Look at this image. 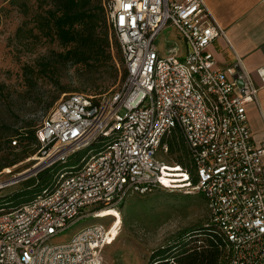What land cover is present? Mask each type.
<instances>
[{"label": "built area", "instance_id": "1", "mask_svg": "<svg viewBox=\"0 0 264 264\" xmlns=\"http://www.w3.org/2000/svg\"><path fill=\"white\" fill-rule=\"evenodd\" d=\"M110 11L124 83L112 94L60 100L36 128L46 161L35 174L97 147L31 200L0 209V264H103L127 199L156 189L202 194L228 264H264V143L255 141L247 114L258 88L242 66L234 79V70L217 67L211 46L225 31L205 0H113ZM168 27L183 39V57L177 42L161 55L156 41ZM175 136L186 156L175 163L183 188L172 187L170 163L161 160ZM111 209L119 216L102 215ZM87 217L113 224H93L55 243Z\"/></svg>", "mask_w": 264, "mask_h": 264}, {"label": "rangeland", "instance_id": "2", "mask_svg": "<svg viewBox=\"0 0 264 264\" xmlns=\"http://www.w3.org/2000/svg\"><path fill=\"white\" fill-rule=\"evenodd\" d=\"M64 1L0 0V163L4 166L0 171V198L36 189L34 183L47 172L35 174L36 164L43 158L36 141L21 138L17 146L12 144L18 133L32 134L66 95L112 94L125 80V69L115 49L112 58L101 63L94 59L87 64L74 61L70 52L77 44H65L51 21L55 13L60 14ZM112 2L91 0L90 8L101 14L97 33L107 27L114 41L108 20ZM179 36L173 27H168L156 44L165 52L170 46L167 41H178ZM182 154V149L174 146L173 152L161 156L170 163L169 176L176 183L173 188L186 186L181 179L182 168L175 164L183 160ZM16 156L19 162L10 165ZM22 203L17 201L5 208ZM208 220L206 199L200 194L163 189L147 195L134 194L121 208V223L112 245L105 250L103 264H150L163 256L162 248L202 228ZM98 223L109 228L113 218L81 219L61 233L55 243L67 242L80 230Z\"/></svg>", "mask_w": 264, "mask_h": 264}, {"label": "trees", "instance_id": "3", "mask_svg": "<svg viewBox=\"0 0 264 264\" xmlns=\"http://www.w3.org/2000/svg\"><path fill=\"white\" fill-rule=\"evenodd\" d=\"M91 0H65L62 3L60 14H54L51 21L56 29L59 38L65 44L76 43L77 47L72 49L70 53L74 54V61L76 63L87 64L91 59L96 62H104L112 58V50L117 51L119 56V63L124 66L125 78L127 71L124 65V60L120 45L116 40H111L110 31L107 27H102L100 33H97L99 24L101 22V14L93 7L90 8ZM101 10V8H98ZM78 28H77V27ZM21 138L28 139L33 142L36 141V129L32 134L21 131L14 140ZM176 136L169 140L170 152H173L174 146H179L183 151V160L186 157L184 148L180 142H177ZM11 144V141H8ZM12 142V144H13ZM18 142V144H19ZM38 144V143H37ZM17 146V145H14ZM97 146L82 149L73 154L66 163H58L47 168L40 173L47 171L44 175L38 178L35 182L36 189L28 190L26 192H19L13 196L0 198V209L14 204L17 201L26 202L40 194L44 189L51 186L56 176L66 167L80 165L81 161ZM20 157L16 156L10 165L19 162ZM183 160L179 164L184 163ZM3 164L0 163V171L3 169ZM34 186V187H35ZM32 189V188H31ZM150 193V192H149ZM148 193V194H149ZM200 194V193H189ZM147 195V194H145ZM203 196L202 194H200ZM204 197V196H203ZM205 199V198H204ZM193 246L189 248V245ZM170 245V244H169ZM162 248L163 256L152 261L150 264H228L229 254L226 250L225 241L220 230L212 224L208 223L192 232H187L178 239V242ZM178 251V252H176Z\"/></svg>", "mask_w": 264, "mask_h": 264}, {"label": "crops", "instance_id": "4", "mask_svg": "<svg viewBox=\"0 0 264 264\" xmlns=\"http://www.w3.org/2000/svg\"><path fill=\"white\" fill-rule=\"evenodd\" d=\"M205 2L226 34L225 37L217 38L211 46L217 67L226 72L234 70L235 74L231 75L234 79L238 77V71L242 66L258 88V101L247 105V114L254 139L258 144H262L264 143V0H205ZM169 42L173 44L177 42L180 57L185 55V43L181 36L178 41L173 39L167 41L171 47L172 44ZM168 48L162 52L158 46L161 55H166ZM238 85L242 87L243 82L239 80Z\"/></svg>", "mask_w": 264, "mask_h": 264}, {"label": "bare ground", "instance_id": "5", "mask_svg": "<svg viewBox=\"0 0 264 264\" xmlns=\"http://www.w3.org/2000/svg\"><path fill=\"white\" fill-rule=\"evenodd\" d=\"M38 158V155L37 156H35V159H37ZM40 160V159H39ZM46 161V158H42L41 160H40V162L39 163H37L36 165H38V166H36L37 168L39 167V166H42V164L44 163ZM34 168H35V166H34ZM26 172H30V170H28V171H26ZM27 173V174H28ZM31 173V172H30ZM102 215L103 216H111V215H114V216H119V213H118V211L117 210H114V209H111V210H104V211H102ZM119 223H120V220H119ZM118 223V224H119ZM119 229V227L118 226H116V227H114V229H112V237L113 236H116V233L117 232H115V231H117Z\"/></svg>", "mask_w": 264, "mask_h": 264}]
</instances>
